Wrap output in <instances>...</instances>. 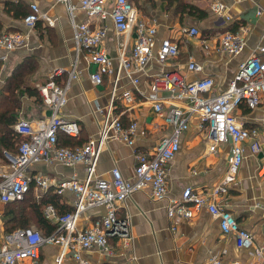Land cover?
<instances>
[{
  "label": "crops",
  "instance_id": "obj_1",
  "mask_svg": "<svg viewBox=\"0 0 264 264\" xmlns=\"http://www.w3.org/2000/svg\"><path fill=\"white\" fill-rule=\"evenodd\" d=\"M24 1L30 6L33 2L37 3L54 23L40 19L34 27H28L23 21L24 17H13L5 12L4 3H0V35L11 30L27 33L25 46L7 52L0 48V90L17 67L29 69L24 76L25 87L36 89L38 95H30L27 91L21 93L18 120L25 118L32 123L41 119L47 120L53 112L45 104L38 86L49 80L57 69H62L61 73L54 75V79L61 85L69 82V89L68 101L61 108L60 114L80 124V141L86 142L90 137H99L111 101L114 75L106 74L101 84L92 81L91 71L96 70L97 65L91 62L87 48L77 47L73 21L87 20L93 27L105 25L107 35L102 45L116 63L120 51L118 44L122 38L117 36L112 18L108 16L99 20L88 17L79 5L80 0H70L75 6L73 11L69 9L68 2L64 1ZM114 1L107 0L108 8L112 7ZM130 1L135 4L142 18L155 24L158 43L163 37H172L180 45V54L175 59L165 64L155 59L152 61L148 74L142 75V88L145 90L154 72L175 68L186 71L187 61L193 55L202 63L203 70L188 72L187 77L194 80L211 75L215 79L213 92H222L234 77L238 64L259 44H264V0H183L207 12V16L201 20L187 11H177L178 2L169 4L167 0ZM218 2L225 5L222 12L214 9V4ZM201 23L204 24L202 29L199 27ZM193 25L200 28L198 36L182 31L183 26ZM228 30L243 32L244 47L237 54H225L220 50L221 37ZM132 44L131 38L126 48L127 54L131 53ZM5 52L7 56L3 58ZM74 68L77 77L71 78ZM120 84L119 95L123 90L133 88L127 76ZM116 102L121 107L118 105L119 108L116 107L114 113L124 107V98L118 96ZM137 102V106L123 114L122 119L124 124H128L132 118L137 119L148 130V134L137 137L134 144L117 138L107 140L100 151L96 170L97 175L102 178L110 177L114 166H118L125 177H132L137 155L142 152L151 153L160 138L169 131L165 119L157 116L150 103L142 102L140 96L137 97ZM233 113L239 124L260 129L262 147L259 152L254 153L246 144L245 158L237 171L235 181L226 192L216 196V199L231 210L240 225L251 230L255 241L260 243L264 240V175H261L264 166V94L257 107L250 108L240 104ZM157 122L165 128H154ZM13 127L16 130L15 125ZM5 152L7 150L3 153ZM6 159L7 161L0 157V171L7 169L9 160L7 157ZM229 165L230 143H220L216 151H210L207 134L193 124L183 132L180 149L168 164V196L156 200L149 186L133 192L117 212L119 217L128 218L130 221L132 238L129 242L126 243L119 236H112V251L106 252L99 247H93L85 250L83 254L92 264H207L214 256L220 257L221 264L257 263L254 248L241 247L236 243L234 234H224L219 219L206 206L196 210L191 217L171 218L167 213L170 198L181 197L187 186L199 192L210 191L224 178ZM31 169L55 178L74 174L83 178L86 174L83 164L67 166L58 162L41 161L33 164ZM40 190L34 188L36 196L49 191ZM58 194L60 201L74 207L76 196L73 192L66 190ZM105 212L104 205L88 209L79 222L80 226H86ZM60 249L59 243H45L38 259L25 258L18 264H57ZM60 264L79 262L68 252L62 257Z\"/></svg>",
  "mask_w": 264,
  "mask_h": 264
},
{
  "label": "built area",
  "instance_id": "obj_2",
  "mask_svg": "<svg viewBox=\"0 0 264 264\" xmlns=\"http://www.w3.org/2000/svg\"><path fill=\"white\" fill-rule=\"evenodd\" d=\"M59 1L68 2L69 9L73 11L75 6L70 0ZM79 5L88 17L101 20L110 16L117 36L122 38L119 40L120 51L115 63L113 56L102 45L107 27H93L87 20L73 21L77 47L87 48L91 62L97 65L96 70L91 71L92 81L101 84L106 74L114 75L105 121L99 137H90L84 144L75 147L59 145V132L70 136H78L81 132V126L76 120H68L60 114L61 108L68 101L69 82L61 85L54 79V75L62 72V69H57L49 80L38 86L45 104L51 107L53 113L47 120L41 119L35 123L25 118L16 122V130L25 139L17 154L5 152L9 163L7 169L0 171V203L22 200L32 188L48 190L53 187L57 193L68 190L76 198L73 209L63 214H59L52 204L46 206V216L59 222L57 231L49 235H44L35 227L5 232L0 222V264H18L25 258L38 259L45 243L61 245L57 264L61 263L62 257L68 252H71L79 264H92L83 254L85 250L99 247L106 252L112 251V236L124 238L128 243L132 238V228L128 218L118 216L120 205L133 192L147 186L151 187L156 200L168 196V164L180 149L183 132L193 124L207 134L210 151H216L220 143H230V165L224 178L210 191L199 192L187 186L181 197L170 198L167 204L168 216L191 217L196 210L206 206L219 219L222 232L234 234L239 246L254 248V254L258 258L255 264H264V240L257 243L252 231L241 226L236 215L216 199L235 181L245 158L246 144L254 153L259 152L262 147L260 129L239 124L233 112L242 103L255 108L262 100L264 44H259L238 64L234 77L222 92H213L215 79L211 75L194 80L187 77L188 72L203 70L202 63L193 55L187 61L186 71L175 68L154 72L145 90L142 88V75L148 74L154 59L165 64L178 57L179 42L172 37H163L158 43L157 27L142 18L130 0H115L111 8H108L107 0H80ZM224 6L218 2L214 4V9L222 12ZM40 19L54 23L47 12L33 2L23 21L28 27H34ZM182 31L191 36L200 34V28L195 25L183 26ZM131 38L132 50L127 54L126 48ZM244 42L243 32L228 30L221 37L220 50L225 54H237L243 49ZM26 43L25 31L11 30L0 35V48L6 52L23 47ZM6 52L3 58L7 56ZM74 70L75 68L71 78L77 77ZM125 76L130 79L133 88L125 89L119 95L120 83ZM118 96L124 98V109L114 113L119 105L116 102ZM138 96L142 102L151 104L157 116L165 119L169 131L160 138L151 153L142 152L137 155L132 177H125L121 169L114 166L110 177L102 178L97 175L96 170L100 151L107 140L117 138L134 144L137 137L148 134V130L137 119L132 118L128 124H124L122 119L123 114L137 106ZM154 128L165 127L157 122ZM41 161L58 162L67 166L83 164L86 174L83 178L76 174L55 178L41 171H33L31 166ZM261 175H264V166ZM99 205L106 207L105 214L81 227L79 222L86 211ZM207 264H221V259L214 256Z\"/></svg>",
  "mask_w": 264,
  "mask_h": 264
},
{
  "label": "trees",
  "instance_id": "obj_3",
  "mask_svg": "<svg viewBox=\"0 0 264 264\" xmlns=\"http://www.w3.org/2000/svg\"><path fill=\"white\" fill-rule=\"evenodd\" d=\"M169 4L178 2L177 11H187L198 17L200 20L207 16L204 9L195 4L186 3L183 0H167ZM4 3V10L15 18H23L30 12V4L24 0H0ZM29 72L22 66L17 67L12 76L7 79V83L0 90V157H5L4 150L17 154L21 142L25 139L13 125L16 124L21 108V93L27 91L30 95H38L36 89L25 87L24 76ZM242 105L249 107L246 103ZM81 135V133H80ZM79 136H70L64 132L58 134V144L70 147L79 146L85 143L80 141ZM27 197H29L27 199ZM55 206L59 214H63L73 209L60 201V194L54 191L53 187L49 191L36 196L32 188L24 199L5 203L3 214V229L11 232L17 228L35 227L42 231L44 235H49L57 231L59 222L48 218L45 214L47 205Z\"/></svg>",
  "mask_w": 264,
  "mask_h": 264
},
{
  "label": "rangeland",
  "instance_id": "obj_4",
  "mask_svg": "<svg viewBox=\"0 0 264 264\" xmlns=\"http://www.w3.org/2000/svg\"><path fill=\"white\" fill-rule=\"evenodd\" d=\"M200 26V28L202 29V28H204V24H199ZM41 192H43L42 190H40ZM39 191V192H40ZM29 197H27V199H28ZM4 210H5V204H1L0 203V222H1V225H3V214H4Z\"/></svg>",
  "mask_w": 264,
  "mask_h": 264
}]
</instances>
